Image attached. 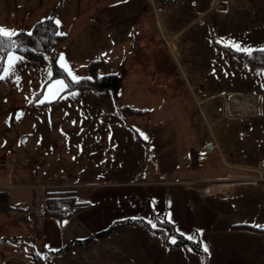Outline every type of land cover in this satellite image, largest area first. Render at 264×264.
<instances>
[{"label": "crops", "instance_id": "1", "mask_svg": "<svg viewBox=\"0 0 264 264\" xmlns=\"http://www.w3.org/2000/svg\"><path fill=\"white\" fill-rule=\"evenodd\" d=\"M154 6L151 8L156 19L151 29L157 34L158 28L171 38V47L164 42L165 38L153 40L161 45L164 54L160 62L167 70L163 73L179 83L176 88L183 86L193 95L196 104L193 107L203 125L201 141L203 145L212 143V147L202 149L203 156H199L196 149L195 167L188 165V146L183 153L182 150L176 152L172 161L169 156L157 155L152 159L151 164L164 157L167 165L164 168L143 164L141 160L135 164L118 162V154L123 155L118 149L122 141H135L126 134L115 133L112 141L110 137L102 139L94 135L71 139L65 138V134L52 135L45 137L44 142L58 144L55 148L46 146L45 150L33 140L25 144L44 126L37 120L33 126L37 118L30 111L33 106L36 110V106L29 105L28 113L32 118L25 113L21 124L30 126L20 132L13 151L7 150L4 154L6 157L13 154V158L15 154L18 164L1 163L0 167L7 170L5 176L0 177V189L8 192L9 199V188L38 189L41 206L31 205L28 196L26 207L21 199L19 205L22 206L17 207L20 217L12 219V225L18 222L15 228L19 230L16 229L12 237L16 242L31 245L0 247L3 254L13 256L0 264H7V259L16 264L13 259L21 258L14 254L22 255L28 262L24 264H264V230L230 227L235 223H248L264 229V69L247 64L237 54L254 49L264 51V0H171L167 5H159L157 12ZM138 25V35L132 38L127 34L125 40H134L130 46L132 57L140 52L149 63L150 57L143 53L149 46L145 45L151 41L145 30L149 26L143 20ZM129 73L124 77H130ZM121 83L114 91L116 95ZM121 115L124 118L119 117L123 120L120 123L134 120L125 110ZM137 138L147 139L140 133ZM180 138L178 141L183 143L184 139ZM96 142L111 143V150L101 152ZM59 143H62L61 150H58ZM70 143L75 144L73 150L65 147ZM86 143L88 149L83 150ZM26 147L32 149L24 150ZM125 148L127 150V146ZM50 158L60 160L55 163L54 171ZM43 162L48 164L44 177L29 178L27 184L21 182L28 176L43 173ZM231 162L241 169L249 167L259 178L223 188L216 196H230L232 211L220 215L204 201L199 187L192 183L225 176L231 172L226 167ZM218 165L221 171L214 169ZM16 170L19 180L14 179ZM235 172L240 173V170ZM62 195L89 204L65 216L46 214L44 211L52 210L47 208L46 200L59 199ZM17 210L14 207L8 212ZM162 216L187 238L199 240L205 259L186 244L166 246L159 236L140 223L117 225L106 236H94L86 243L57 252L69 241L94 235L118 219L141 217L157 227ZM168 235L170 240L174 239L169 231Z\"/></svg>", "mask_w": 264, "mask_h": 264}, {"label": "rangeland", "instance_id": "2", "mask_svg": "<svg viewBox=\"0 0 264 264\" xmlns=\"http://www.w3.org/2000/svg\"><path fill=\"white\" fill-rule=\"evenodd\" d=\"M153 4L157 12L160 8L158 0H0L1 34L13 35L19 30L29 31L36 21L52 17L58 30L65 35L57 48L41 58L26 55L18 50L0 52V165L5 161L18 164L15 154L14 158L13 154H10V157L4 154L7 150L13 151L18 143V137L21 136L20 132L23 133L30 126L21 124L25 113L31 117L28 113L29 105L36 106V110L33 106L30 111L34 114L33 117L37 118L35 122H32L33 126L38 121L44 123V126H40L34 134L36 140L31 137L25 141V144L33 140L38 147L42 145L45 150L46 146L55 148L58 144L44 142L45 137L52 135L56 137V135L65 134L67 139L78 135L84 137L94 135L102 139L110 137L112 141L114 134L118 133V136L126 134L127 137L131 135L135 139L132 143L122 141V147L118 149L123 155L118 154L116 157L120 163L127 161V163L135 164L141 160L143 164L150 163L149 166L159 165L164 168V157L160 160L161 164L160 161L151 164L152 159L155 160L157 155L169 156L172 161L176 152L180 153L182 150L183 153L188 147L194 148L195 152L199 150V156H203L202 149H207V145H203L201 141V136L204 134L203 125L199 113L193 107L196 105L193 95L186 92L183 86L176 88L179 83L175 80L171 81V78L169 79L163 73L167 70L166 65L160 62L164 54L161 45L158 46V42L155 41L158 37L162 41V38H165L164 42L171 47V38L165 36L158 28L157 34L151 29L156 19L154 10L151 8ZM141 20L147 22L149 26L145 30L146 37L151 41L145 45L149 44L144 49L145 52L142 51L144 55L150 57L149 63L145 62L140 52L132 57L130 46L131 41L134 44V40H125L128 37L127 34H130L132 38L138 35L140 32L138 23ZM93 59L95 61L90 69L88 63ZM56 69H60L62 73L53 75ZM110 71L127 73L130 71V77L123 76L121 79L118 95L110 89L102 92L88 84L76 82L81 77L101 76ZM172 86L175 88L173 89ZM118 105L136 107L141 109V112L130 114L134 119L133 122H128L130 124L120 123L123 122L120 118H124L121 114H124V110L129 111L127 108L122 110ZM185 117L186 119L182 120ZM48 122L51 124L48 125ZM138 133L147 139L139 140ZM186 137H188L187 140ZM23 138L25 140V136ZM179 138L184 139V142L178 141ZM110 144L95 143L101 152L106 150L109 152ZM130 145H132L131 148ZM60 146L62 143H59L58 150H61ZM65 147L73 150L75 144L70 143ZM86 149H88L87 143L83 150ZM199 161L201 167L202 157ZM50 162L51 169L54 171L55 163L60 160L50 158ZM43 163V173L28 176L21 182L27 184L29 178L44 177L48 164ZM189 164L195 167V158H189ZM226 167L231 172L226 173L225 176L192 183L199 187L203 199L205 196H216L222 193L223 188L230 187L238 181H252L259 178L249 167L241 169L232 162ZM220 168L222 167L218 165V168L214 169L221 171ZM203 169L206 170V166ZM236 169L240 170V173H236ZM6 170L0 167V177L5 176ZM18 178L16 170L14 179L19 180ZM9 191L11 194L9 204L16 210L17 207L22 206L19 205L21 199L26 207L28 206V196L31 205L41 206L38 189L9 188ZM9 209L0 206V247L31 245L30 242H16V239L12 237L18 228V222L12 225V219L19 218L20 214L19 210L9 213ZM16 225L17 228H15ZM1 251L0 263L5 258L13 257ZM14 257L21 258V260L13 259L16 264L28 263L22 259V255L14 254ZM6 262L14 264L9 259Z\"/></svg>", "mask_w": 264, "mask_h": 264}, {"label": "trees", "instance_id": "3", "mask_svg": "<svg viewBox=\"0 0 264 264\" xmlns=\"http://www.w3.org/2000/svg\"><path fill=\"white\" fill-rule=\"evenodd\" d=\"M170 2L171 0H158V4L160 6L167 5ZM64 38L65 35L58 30L55 20L52 17H46L36 21L29 31L19 30L13 35H3L0 33V52L5 53L9 50H18L26 55L41 58L44 57L45 54L51 52V50L57 48L59 44L64 40ZM237 54H239V56L242 57L247 64L264 69L263 50L254 49L249 53L239 52ZM91 61L92 62L88 63L90 69H92V63L95 61V59ZM102 62L103 61H101V63ZM61 73L62 71H60V69H56V72H54L53 75H58ZM125 73L126 72L124 71H110L101 76L81 77L76 82H78L79 84H88L90 87L102 92H107L109 89L115 91L119 84L122 82L121 79H123ZM120 108L122 110H124V108H127V110L129 111L127 112V114H136L141 112V109L130 107L129 105H121ZM142 110L146 109L142 108ZM189 152L190 158L194 159L196 153L195 149H189ZM8 200V192L5 189H0V206L3 208H13L12 205L9 204ZM204 200L208 205H210L212 209L222 215H228L232 211V202L230 196H205ZM46 203L48 206L47 208H52V210L44 212H46V214L54 215H60L59 209L65 203L72 204L76 211L84 209L89 204L88 202H77L74 198H67V196L63 195L62 198L59 199H47ZM157 222L159 225L155 227L141 217H127L118 219L116 221H113L106 228L97 231L94 235H90L83 239H73L69 241L57 252H61L72 245L86 243L94 236H106L117 225L140 223L144 225L152 234L159 236L166 246L173 248L181 244H186L196 252H198L205 259V252L202 249L199 240L189 239L182 233L178 232V230L175 229L174 224L167 220L165 217L160 218ZM230 227L232 229L251 231L264 230L248 223H235L231 224ZM168 231L173 236V240H170ZM54 253H50L49 255H52Z\"/></svg>", "mask_w": 264, "mask_h": 264}, {"label": "built area", "instance_id": "4", "mask_svg": "<svg viewBox=\"0 0 264 264\" xmlns=\"http://www.w3.org/2000/svg\"><path fill=\"white\" fill-rule=\"evenodd\" d=\"M71 212H73V208L69 204H65L63 207L59 209V213L62 215L71 213Z\"/></svg>", "mask_w": 264, "mask_h": 264}, {"label": "water", "instance_id": "5", "mask_svg": "<svg viewBox=\"0 0 264 264\" xmlns=\"http://www.w3.org/2000/svg\"><path fill=\"white\" fill-rule=\"evenodd\" d=\"M212 147V143L208 142L207 143V148H211Z\"/></svg>", "mask_w": 264, "mask_h": 264}]
</instances>
